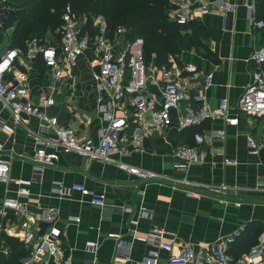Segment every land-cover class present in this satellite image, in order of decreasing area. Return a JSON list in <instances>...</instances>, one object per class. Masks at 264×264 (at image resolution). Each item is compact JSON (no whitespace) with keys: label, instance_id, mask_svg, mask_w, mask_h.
<instances>
[{"label":"crops","instance_id":"0c3cea01","mask_svg":"<svg viewBox=\"0 0 264 264\" xmlns=\"http://www.w3.org/2000/svg\"><path fill=\"white\" fill-rule=\"evenodd\" d=\"M230 1L236 9L227 19L208 15L198 21L207 32L201 53L193 48L180 58L200 69L198 74H189L191 82L201 81L207 74L213 76V85L206 92L212 108L221 99H227L230 106L237 104L257 68L253 55L264 46V27L252 22L254 18L264 21V6L260 7L258 0ZM12 33L13 29L4 30L1 52L11 48ZM57 39L54 46L60 44V37ZM31 42H27L26 52L11 48L18 51L22 62H16L11 74L22 80L34 100L41 92L53 93L56 105L45 108L46 116L57 117L59 124L99 140L100 128L105 125L100 107L107 100L97 88L96 57L82 56L72 69L73 77L56 85L53 69L45 65L39 52L40 42L39 46ZM193 96L194 89L189 91L180 112L187 114L196 108ZM177 114L173 111V116ZM231 115L239 118L238 124L216 119L183 132L174 126L164 137L156 136L140 148H130L126 155L116 156L130 168L156 172L180 182L188 180V185L174 188L171 182L146 181L116 163L89 160L76 152H60L59 159L45 169L39 181L32 180L31 158L38 149L35 137L54 139L55 131L27 113H22L17 122L12 110L0 101V160L10 164L7 180L0 181V253H9L1 234L15 237L26 252L21 262L28 255V248L20 236L29 226L36 231L40 227L31 213L6 209L2 215L3 204L9 199L18 200L30 212L40 207L56 211L57 221L53 225L60 229L63 246L71 254L73 264H138L155 250L138 237L154 227L169 233L167 239H174L176 252L184 244L210 250L249 226L259 233L258 240L263 239L264 115L253 116L238 109H233ZM217 130L224 131L225 137L201 146L203 161L189 164L175 155L180 144L195 143V133ZM249 136L262 144L259 154L250 152ZM228 159L238 163L227 164ZM20 180L29 182L21 184ZM75 183L103 194L105 205H95L90 195L72 191ZM125 208L132 212H124ZM134 219H138L137 225L132 224ZM48 226L42 224V231ZM158 253V264H168L167 252ZM43 259L41 254L38 261Z\"/></svg>","mask_w":264,"mask_h":264},{"label":"built area","instance_id":"2783aa9c","mask_svg":"<svg viewBox=\"0 0 264 264\" xmlns=\"http://www.w3.org/2000/svg\"><path fill=\"white\" fill-rule=\"evenodd\" d=\"M10 1L0 0V37L11 9L8 5ZM235 9L236 4L230 0H170L168 13L172 21L187 25L201 21L208 15H219L227 19ZM255 21L254 18V24L264 27L263 20ZM86 24L87 19L79 17L73 7L67 5L62 15L59 46H39L37 39H33L31 43L39 46L45 65L53 69L56 85L73 77L72 69L78 65L82 56L91 54L96 57L97 69L94 76L97 88L107 100L100 107L105 125L100 128L99 140L82 135L70 126L59 124L57 117L46 116L45 108L56 105L53 93L41 92L35 100L32 99L22 80L11 74L12 68L19 61L18 51L11 48L5 52L0 50V101L12 110L17 122L21 120L22 113H27L37 116L44 122L45 128L55 131L54 139L35 137L38 149L31 158L34 165L32 180H42L43 172L56 163L60 152H76L89 160L116 163L146 181L171 182L174 188L182 184L188 185V180L180 182L156 172H140L130 168L116 156L126 155L130 148H140L156 136L164 137L174 126L183 132L216 119H228L232 124H238L239 118L231 115L233 109L253 116L264 115V46L253 55L257 68L237 104L230 106L227 99H221L217 107L212 108L206 94L213 85L211 74L204 75L201 81L193 83L189 74L200 73L195 64L183 63L180 66L174 57L170 58L169 65L158 66L154 60L147 63L144 57V39L139 37L131 40L127 27L120 25L110 35L106 19L96 16L93 28L97 32L93 34L90 30H84ZM192 89L197 106L184 114L180 110ZM173 111L178 113L177 116H173ZM224 137V131L217 130L209 134L197 132L194 134V144H180L174 153L186 163L196 164L204 159L202 145ZM247 142L251 153H260L263 146L253 136H249ZM226 163L237 164L238 161L228 159ZM9 172L10 164L0 160V181L7 180ZM28 182L20 180L21 184ZM71 190L90 195L91 202L95 205L104 206L106 203L103 194L91 192L84 184L75 183ZM191 193L195 194L193 190ZM6 209L31 213L34 222L40 226L39 231L29 226L20 236L28 248V255L19 264H73L71 254L63 246L60 229L53 225L57 221L54 209L40 207L30 212L16 199L4 202L2 215ZM124 212L131 213L132 209L125 208ZM44 223L49 224V229L42 231L41 225ZM132 224L137 225L138 219L132 220ZM168 234L166 230L154 227L145 235L139 236V240L153 246L155 250L138 264H158V250L167 252L168 264H264V238L258 240L248 253L233 258L229 254V246L235 236L221 240L210 250L184 244L176 252L174 239L168 240ZM41 254H44V259L39 262Z\"/></svg>","mask_w":264,"mask_h":264},{"label":"trees","instance_id":"16d2710c","mask_svg":"<svg viewBox=\"0 0 264 264\" xmlns=\"http://www.w3.org/2000/svg\"><path fill=\"white\" fill-rule=\"evenodd\" d=\"M260 7L264 0H258ZM170 0H11L10 12L7 14L4 30L15 23L11 36V48L27 51V42L44 38L49 31H56L62 25L64 8L71 5L79 17L87 19L84 30L97 32L93 28V19L103 16L112 35L116 28L123 25L129 29L128 37L144 39V57L146 62L152 60L158 66L170 64L174 57L182 66L183 53L193 48L198 52L204 49L203 36L207 32L198 21L181 25L171 20L168 13ZM9 248L8 256L0 253V264H19L26 255L19 239L1 234ZM259 233L249 226L239 233L229 254L238 258L248 253L257 243Z\"/></svg>","mask_w":264,"mask_h":264},{"label":"rangeland","instance_id":"374dc122","mask_svg":"<svg viewBox=\"0 0 264 264\" xmlns=\"http://www.w3.org/2000/svg\"><path fill=\"white\" fill-rule=\"evenodd\" d=\"M15 23H12L8 26V29H14L15 28ZM61 36L60 33V28H58L56 31H54V33H52V31H49L47 33V35L42 38V39H37L38 42H40L41 45H56L57 43V38H59Z\"/></svg>","mask_w":264,"mask_h":264}]
</instances>
